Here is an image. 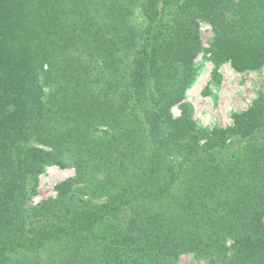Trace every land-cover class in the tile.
Listing matches in <instances>:
<instances>
[{"label":"trees","instance_id":"obj_1","mask_svg":"<svg viewBox=\"0 0 264 264\" xmlns=\"http://www.w3.org/2000/svg\"><path fill=\"white\" fill-rule=\"evenodd\" d=\"M202 21L213 64L264 60V0H0V264H264V95L198 127Z\"/></svg>","mask_w":264,"mask_h":264},{"label":"rangeland","instance_id":"obj_2","mask_svg":"<svg viewBox=\"0 0 264 264\" xmlns=\"http://www.w3.org/2000/svg\"><path fill=\"white\" fill-rule=\"evenodd\" d=\"M134 17L138 25L143 22L139 8L134 12ZM199 26L202 51L195 60L199 74L196 81L186 90L185 100L194 109L193 118L198 127L204 130L230 127L235 114L247 111L254 100L264 95V60L257 67L242 71L232 68L229 62L213 64L207 60V50L214 35L212 27L203 21ZM172 113L178 116L176 108L172 109ZM34 146L41 147L37 144ZM75 178L76 170L72 164L63 168L46 166L38 175L36 192L26 205L35 206L56 198L55 186ZM75 187H79V184H75ZM94 202L100 204L102 199ZM175 264L207 263L205 259L198 257L196 252H185L179 255Z\"/></svg>","mask_w":264,"mask_h":264}]
</instances>
